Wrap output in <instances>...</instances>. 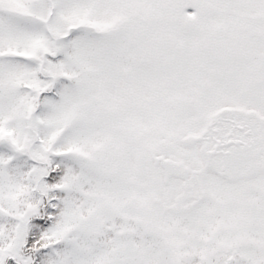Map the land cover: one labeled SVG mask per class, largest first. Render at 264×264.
I'll use <instances>...</instances> for the list:
<instances>
[{"label":"snow or ice","instance_id":"1","mask_svg":"<svg viewBox=\"0 0 264 264\" xmlns=\"http://www.w3.org/2000/svg\"><path fill=\"white\" fill-rule=\"evenodd\" d=\"M0 264H264V0H0Z\"/></svg>","mask_w":264,"mask_h":264}]
</instances>
